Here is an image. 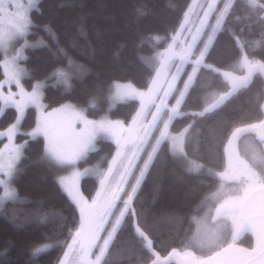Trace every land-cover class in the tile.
I'll list each match as a JSON object with an SVG mask.
<instances>
[{
    "label": "trees",
    "instance_id": "obj_1",
    "mask_svg": "<svg viewBox=\"0 0 264 264\" xmlns=\"http://www.w3.org/2000/svg\"><path fill=\"white\" fill-rule=\"evenodd\" d=\"M189 1L40 0L30 12L29 37L41 40L42 44L27 50L24 65L29 77L24 79L25 86L31 89L34 82H45L43 99L47 109L70 102L84 107L88 117L99 118L109 112L110 118L125 123L136 100L120 102L109 110V96L115 84L128 82L139 91L144 89L152 78L168 28L180 19ZM225 1L221 0L219 6ZM245 58L264 63V0L232 2L204 63L243 74ZM60 69L74 71L68 87L54 83ZM189 71L187 67L179 88ZM228 90L220 74L203 66L198 69L180 106L181 114L170 125L174 133L189 127L185 154L173 152L167 141L160 143L101 264L153 262L154 257L146 240L136 232L137 227L161 257L173 250L200 253L192 242L194 219L210 205L215 206L210 196L222 182L219 174L225 169V146L237 128L263 117L264 79L260 74L221 105L203 112L211 101ZM177 95L178 92L172 100ZM93 100L97 105L90 107ZM16 116L14 108H7L0 117V129L11 125ZM35 124L36 110L29 108L21 125L22 133L17 135V141L25 145L13 181L22 200L0 206V264H55L70 226L80 215V208L58 182L62 169L45 155L44 139H28L24 134ZM159 132L160 125L153 131L123 199L151 156ZM112 147L110 141H99L79 165L100 168ZM194 162L201 165L197 171L190 169L198 168ZM95 179V176L83 178L81 190L86 197ZM121 204L122 200L105 230L119 217ZM238 239L244 247L250 248L253 243L249 233Z\"/></svg>",
    "mask_w": 264,
    "mask_h": 264
},
{
    "label": "rangeland",
    "instance_id": "obj_2",
    "mask_svg": "<svg viewBox=\"0 0 264 264\" xmlns=\"http://www.w3.org/2000/svg\"><path fill=\"white\" fill-rule=\"evenodd\" d=\"M39 1L12 0L13 3H19L22 6L21 13H27L29 18L30 12L37 8ZM220 1L190 0L187 3L180 19L168 28L152 78L143 90L139 91L128 82L115 84L109 96V110L120 102L136 100L125 123L110 118L109 112L99 118L88 117L84 107L70 102L47 109L43 99L45 82L36 81L33 83V87L37 83L42 85L40 103L43 107L37 109L35 106L29 105L25 109L19 126V133H22L21 125L27 110L34 108L36 110V124L32 129L24 131L25 135L36 129L41 118V111L45 117L51 113L52 115L48 119L58 132L60 146L68 152H71L74 147L77 150L86 149V153L74 162L58 163L47 155L48 141L43 133H39L35 137L26 135L28 139L38 137L44 139L46 157L62 169L57 179L67 195L68 192L60 181L67 179L70 182L73 174H79L76 183V188L80 193L79 203L77 204L68 196L80 208V215L77 221L70 226L68 239L55 264H101L116 230L130 208L133 194L136 192L151 161L152 154L160 143L167 141L173 152L175 151L179 155L185 154L184 143L189 127L179 133H174L171 131L170 125L176 117L180 116V106L186 93L192 85L198 69L204 64L205 55L217 32L222 27L234 0H226L225 4L219 6ZM14 25L15 20L12 18L0 19V39L4 41L3 44H0V67L3 74L0 83H4L2 91L5 95L9 91L13 94L19 91L15 84L9 86L5 83L6 71L11 69L13 62L21 71L20 79L24 90L29 93L33 90V87L28 89L24 84V79L29 77L24 61L28 49L42 44L41 40L30 39L31 24L23 35H17L8 40L7 34ZM203 39L204 43L201 45ZM6 63L7 68L5 67ZM263 64L261 61L245 58L242 62L245 71L243 74L222 72L230 85L229 91L232 93L249 82L253 73L246 71L247 68L248 70L259 68L264 77ZM187 67L190 68V71L181 88H179ZM58 72L66 74L67 85L57 75ZM73 72L72 70H58L54 77V83L68 87ZM176 92L178 95L175 100H172ZM223 96L225 95L217 96L206 109L213 108L222 100ZM17 98L19 97L17 96ZM0 105L5 110L10 107L14 108L11 105ZM96 105L94 100L89 104L90 107ZM77 114L82 115L88 123L84 125L82 120L76 119ZM158 125H160V132L151 156L146 161L143 170H139L128 196L123 199V192ZM8 127L0 129V132H6ZM249 131L264 139V102L263 117L260 121L239 127L232 133L230 141L225 146V169L219 174L222 179L221 185L210 196L215 206L210 205L206 212L194 219L192 242L198 247L200 253L193 250H173L166 256H156L153 264H164L168 261H173L175 264H264V218L257 216V214L264 215V213H259L260 210L264 212V174H262L264 165L259 169L257 164L261 162V159L256 149H246L250 154L244 155L241 153V146L237 142L238 136ZM246 139V144H250V138ZM99 141L113 143L103 165L98 169L93 165L81 167L79 163L97 148ZM8 144L7 138L0 136V206L8 202L22 200L14 188L13 181L16 177L17 165L22 157L25 142H18L17 136L13 139L12 145H23V147L19 157L15 161H11V169L8 167L10 148L5 147ZM194 163L198 165V168L190 167V169L199 170L201 165L197 162ZM87 176H95L96 182L86 197L81 190V182ZM253 191L251 198L246 199V195ZM121 200L120 215L107 231L105 230L106 226ZM247 231L254 235L251 248L236 243L241 234L243 235Z\"/></svg>",
    "mask_w": 264,
    "mask_h": 264
},
{
    "label": "snow or ice",
    "instance_id": "obj_3",
    "mask_svg": "<svg viewBox=\"0 0 264 264\" xmlns=\"http://www.w3.org/2000/svg\"><path fill=\"white\" fill-rule=\"evenodd\" d=\"M21 5L19 3H13L12 0H0V19L12 18L15 20V25L12 30L9 31L8 40H11L17 35H23L29 25L31 24V20L27 13H21ZM15 9V11H14ZM4 41L0 39V44H3ZM5 67L8 65L6 63ZM57 75L63 80L65 85H67L68 80L67 76L63 72H58ZM6 81L9 86L15 84L16 88L19 90L18 93L13 94L11 91L8 92L7 95L3 93L4 83H0V104L4 106L11 105L15 108L18 115L16 116L15 122L12 123L6 130V132H0V136H5L9 141L8 145H5L6 148H10V163L8 165L9 169L12 167L11 161H15L20 153L23 145L15 146L12 145L13 139L19 134V126L21 120L24 116L25 109L29 107V105L35 106L37 109H42V105L40 103L42 92V85L37 83L33 90L29 93L26 92L21 84V71L15 66V63H12L11 69L6 71ZM17 96L19 98H17ZM5 108L0 107V115L4 113ZM52 114L49 113L48 117ZM48 117L43 115L41 111V118L37 123V127L31 133H27L26 135L35 137L39 133H43L45 138L48 141L46 146L47 155L54 161L58 163L65 162H74L79 159L86 153V149L81 148L77 150L75 147L71 152L64 150L60 146V139L56 128L50 123ZM76 119H80L83 121L84 125L88 123L86 119L83 118L82 115L77 114ZM79 174H73L71 180L62 179L60 183L65 187L68 195L74 200L77 204L79 203L80 193L76 188V183L78 181Z\"/></svg>",
    "mask_w": 264,
    "mask_h": 264
},
{
    "label": "water",
    "instance_id": "obj_4",
    "mask_svg": "<svg viewBox=\"0 0 264 264\" xmlns=\"http://www.w3.org/2000/svg\"><path fill=\"white\" fill-rule=\"evenodd\" d=\"M264 65V64H263ZM205 67V68H207V69H212L214 72H216V73H218V74H220L221 75V77H222V79L228 84V86H229V88H230V85H229V83H228V81L224 78V76H223V74H222V72H224V71H222V70H218V69H215L214 67H212V66H209V65H207V64H202L201 65V67ZM247 68V67H246ZM246 71H251L253 74H252V77H251V79L249 80V82L247 83V84H245L244 86H241L240 88H238L237 90H235L234 92H232L231 93V91H229L228 90V93L226 92V93H224L223 95H227L226 97L225 96H223L221 99V101L218 103V104H216L215 106H213V108H211V109H205L203 112L205 113V112H210V111H212L214 108H216V107H218L219 105H221L223 102H225L232 94H235L239 89H241V88H244V87H247L248 86V84L252 81V79L254 78V76L256 75V74H260L262 77H263V74L259 71V68H251L250 70H248V68H247V70ZM245 72V71H244ZM152 74H153V72H152ZM152 74H151V76H152ZM235 74V73H234ZM263 79H264V77H263ZM225 97V98H224ZM262 110H263V106H262ZM247 133H253V132H244L242 135H240V136H238V138H237V142H238V140L244 135V134H247ZM231 138V137H230ZM257 138L260 140V141H264V139H262V138H260L259 136H257ZM229 141H230V139H229ZM253 193H254V191L252 192V193H248L246 196V199L248 198H251V196L253 195ZM246 202V201H245ZM231 210H234V209H231ZM259 213H264L262 210H260V212ZM257 216H259V217H262V218H264V215H260V214H257ZM137 227V226H136ZM136 232L140 235V236H142L145 240H146V242H147V248H148V250L150 251V253L152 254V256L154 257V259L156 258V256H158V257H160V255L157 253V252H155L154 250H153V245H152V242L147 238V236L137 227V229H136ZM245 233H249V234H251L252 235V237H254V235H253V233L252 232H249V231H247V232H245ZM250 252H253V251H250ZM171 262H173V261H168V262H165L164 264H170ZM154 262H152L151 264H153ZM158 264V263H157Z\"/></svg>",
    "mask_w": 264,
    "mask_h": 264
},
{
    "label": "flooded vegetation",
    "instance_id": "obj_5",
    "mask_svg": "<svg viewBox=\"0 0 264 264\" xmlns=\"http://www.w3.org/2000/svg\"><path fill=\"white\" fill-rule=\"evenodd\" d=\"M246 138H250L249 139L251 141L250 144H246V142H247V139ZM241 139L239 141V146H241L240 147V151L242 150L241 151L242 154H244V155H248V153L250 154V152H248L246 149H252L253 148V149H256L257 150L258 156L261 159V162H258V164H257L259 166V169H260V167H262L264 165V141H260L257 138V136L255 134H252V133L251 134L244 135L243 136V142H241ZM241 237H242V234H241L240 238ZM253 241H254V237H253ZM236 243L239 244V245H241L240 242H239V239L236 240ZM252 246H253V243H252L251 247Z\"/></svg>",
    "mask_w": 264,
    "mask_h": 264
}]
</instances>
